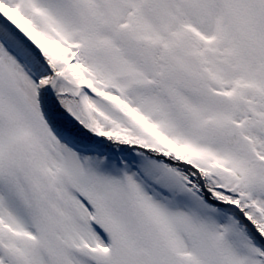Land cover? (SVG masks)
<instances>
[{
	"label": "snow or ice",
	"instance_id": "snow-or-ice-1",
	"mask_svg": "<svg viewBox=\"0 0 264 264\" xmlns=\"http://www.w3.org/2000/svg\"><path fill=\"white\" fill-rule=\"evenodd\" d=\"M0 264H264V0H0Z\"/></svg>",
	"mask_w": 264,
	"mask_h": 264
}]
</instances>
